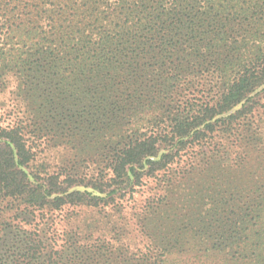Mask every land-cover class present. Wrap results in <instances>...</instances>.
<instances>
[{
  "label": "trees",
  "instance_id": "16d2710c",
  "mask_svg": "<svg viewBox=\"0 0 264 264\" xmlns=\"http://www.w3.org/2000/svg\"><path fill=\"white\" fill-rule=\"evenodd\" d=\"M0 43V264H264V0H0ZM140 187L142 248L56 230Z\"/></svg>",
  "mask_w": 264,
  "mask_h": 264
},
{
  "label": "rangeland",
  "instance_id": "374dc122",
  "mask_svg": "<svg viewBox=\"0 0 264 264\" xmlns=\"http://www.w3.org/2000/svg\"><path fill=\"white\" fill-rule=\"evenodd\" d=\"M1 44L2 43H0V45ZM17 83V79L12 75H6L3 79H0V119L3 124L11 122L17 110L20 111L24 109L20 97L16 96L17 93L15 88ZM66 157H69V152L66 150L62 148H52L45 153L44 160L54 167L62 163ZM194 172L195 174L198 172L196 166ZM144 189L145 187H140L139 191L134 194L136 201L131 199L121 201L124 206V208H122V213H118L115 208H106L101 214L98 209L82 207L76 208L74 211H58L53 213L51 217L58 222V224H56V230L58 231L72 228L85 229L88 226L94 227L99 223L98 225L103 228L104 232H109L106 237L112 238V244L117 245L120 242L126 245L130 250H136V248H142L147 243L146 239L139 234L138 228L136 227V219L133 216L134 211L141 204L142 199L147 195L148 190ZM174 192V198L175 196L180 198L178 194H181L180 192L184 193L185 191L176 190ZM180 200L181 199L178 201L181 202ZM96 219H102V222L98 221L96 223ZM110 228H114V233L112 231L110 232ZM115 233L117 235H115ZM12 236V229L5 230L0 226V251L5 244H9Z\"/></svg>",
  "mask_w": 264,
  "mask_h": 264
}]
</instances>
